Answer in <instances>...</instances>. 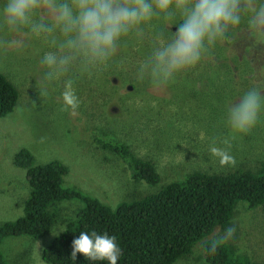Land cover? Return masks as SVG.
Returning a JSON list of instances; mask_svg holds the SVG:
<instances>
[{
	"label": "rangeland",
	"instance_id": "374dc122",
	"mask_svg": "<svg viewBox=\"0 0 264 264\" xmlns=\"http://www.w3.org/2000/svg\"><path fill=\"white\" fill-rule=\"evenodd\" d=\"M143 33L142 39L128 37L109 63L76 72L74 87L80 104L72 111L62 109L63 82L49 86L42 79L44 69L39 58L46 45L25 37L22 46H9L13 34L0 29V73L18 93L14 111L0 118V226L23 217L33 194L27 168L15 164L23 149L31 152L36 165L63 163L69 169L64 176L65 187L94 196L112 207L122 200H139L157 193L196 170L221 173L240 165L256 169L264 163V114L250 132L234 139L229 138L223 120L226 105L240 93L250 87L264 90V43L256 44L253 38L237 31L196 65L202 72L194 69L188 75L186 70L173 83L154 86L137 75L139 63L153 44L152 27L145 25ZM229 62L241 65L233 75ZM204 73L211 78L198 77ZM184 74L188 78H183ZM127 75L134 77L128 79ZM136 82L141 90H146L140 98L139 93L128 94L130 84ZM192 108H197L203 118L191 119ZM177 122L180 127L169 132L167 128H173ZM91 133L112 137L152 161L160 175L159 182L150 185L135 180L124 170L121 160L112 162L105 151L95 153V146L90 144ZM226 139L227 145L223 143ZM213 142L227 147L234 163L221 166L209 152ZM241 205H237V210ZM53 206L65 216L73 214L81 203L69 201ZM238 221L241 226L236 227L234 240L239 252L264 264V207L244 209ZM222 233L216 229L202 240ZM50 238L52 233L39 240L29 235L6 237L0 250L8 264H44L42 251ZM175 264L207 262L194 248L191 255Z\"/></svg>",
	"mask_w": 264,
	"mask_h": 264
},
{
	"label": "clouds",
	"instance_id": "9594fccd",
	"mask_svg": "<svg viewBox=\"0 0 264 264\" xmlns=\"http://www.w3.org/2000/svg\"><path fill=\"white\" fill-rule=\"evenodd\" d=\"M145 25L152 27L153 44L137 75L154 86L168 85L238 30L264 43V0H0V29L14 37L9 46H22L25 37L46 45L39 58L42 79L49 86L63 82L64 110L75 111L80 104L76 72L109 63L128 37L142 39ZM262 114L264 90L250 87L240 93L223 113L229 138L250 132ZM209 152L221 166L234 163L227 147L213 142ZM234 234L235 227L229 226L202 246L214 255ZM71 247V260L79 253L92 262L117 264L121 257L116 237L106 232L81 231Z\"/></svg>",
	"mask_w": 264,
	"mask_h": 264
},
{
	"label": "trees",
	"instance_id": "16d2710c",
	"mask_svg": "<svg viewBox=\"0 0 264 264\" xmlns=\"http://www.w3.org/2000/svg\"><path fill=\"white\" fill-rule=\"evenodd\" d=\"M229 65L231 75L241 68L238 62H229ZM231 65H234L233 69ZM194 69L202 72L200 67L194 66L186 73L189 75ZM187 74L183 78H188ZM126 77L129 79L134 75ZM198 77L211 78L205 73ZM130 85L133 88L128 91L129 95L139 93L140 98L146 94V90L138 87V82ZM17 103L15 86L0 73V118L14 111ZM161 111L162 108L156 115ZM156 115L153 116L157 119ZM190 118L200 120L203 114L192 108ZM178 127L180 124L177 122L167 130L172 132ZM97 130L108 131L103 128ZM90 135L95 153L100 155L105 151L112 162H117V158L121 160L124 170L133 179L150 185L159 182L160 175L155 164L140 157L132 147L105 134ZM15 164L27 168L33 194L27 201L23 217L0 226V245L6 237L29 235L39 240L56 230L58 234L54 236L52 233V239L43 248L44 264H106L89 261L79 253L75 260L70 259L72 240L81 231L106 232L115 236L121 248L117 264H175L191 255L194 248L199 249L201 258L207 264H261L239 252L235 234L214 255L207 254L202 243L197 244L216 229L223 232L225 228L234 226L236 232V227L241 226L238 219H241L244 209L264 207V163L256 169L240 165L221 173L196 170L183 176V179L167 184L157 193L139 200H122L115 207L82 191L65 187L64 176L69 169L59 161L36 165L31 152L23 149ZM69 201L81 203L71 215H60L53 206ZM239 203L243 205L237 210ZM61 227L63 232L58 229ZM0 264H8L1 250Z\"/></svg>",
	"mask_w": 264,
	"mask_h": 264
},
{
	"label": "water",
	"instance_id": "95a60500",
	"mask_svg": "<svg viewBox=\"0 0 264 264\" xmlns=\"http://www.w3.org/2000/svg\"><path fill=\"white\" fill-rule=\"evenodd\" d=\"M129 90H132V87L131 86L129 87Z\"/></svg>",
	"mask_w": 264,
	"mask_h": 264
},
{
	"label": "flooded vegetation",
	"instance_id": "af4514ba",
	"mask_svg": "<svg viewBox=\"0 0 264 264\" xmlns=\"http://www.w3.org/2000/svg\"><path fill=\"white\" fill-rule=\"evenodd\" d=\"M258 60H260V59H258ZM261 61V60H260Z\"/></svg>",
	"mask_w": 264,
	"mask_h": 264
}]
</instances>
